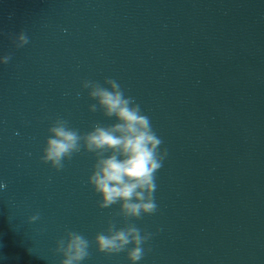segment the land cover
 <instances>
[{"label":"water","instance_id":"95a60500","mask_svg":"<svg viewBox=\"0 0 264 264\" xmlns=\"http://www.w3.org/2000/svg\"><path fill=\"white\" fill-rule=\"evenodd\" d=\"M3 56L0 264H60L65 232L91 242L110 221L150 235L139 264H264V0H0ZM109 79L166 152L157 210L138 220L98 207L83 148L59 172L41 160L56 120L81 135L115 123L83 87ZM84 264L129 262L91 244Z\"/></svg>","mask_w":264,"mask_h":264},{"label":"clouds","instance_id":"9594fccd","mask_svg":"<svg viewBox=\"0 0 264 264\" xmlns=\"http://www.w3.org/2000/svg\"><path fill=\"white\" fill-rule=\"evenodd\" d=\"M28 43L26 34L16 37L17 47ZM9 59L0 57V64H7ZM83 87L95 101L89 111L99 109L105 118L115 123L110 127L95 124L81 135L66 121L56 120L48 129L42 162L59 172L64 162L83 148L94 158L87 184L99 197V208L119 205V215L125 221L155 213L156 173L162 167L166 152L160 150L162 140L150 118L132 97L126 96L115 79L106 80L104 84L85 82ZM7 187V183L0 180V193H5ZM41 219L37 210L25 223L39 224ZM150 238L133 224L118 228L110 221L106 231L97 234L91 242L78 232H65L55 241L53 254L61 258L60 264H84L94 244L98 253L115 255L126 251L129 264H139L145 255L144 245Z\"/></svg>","mask_w":264,"mask_h":264}]
</instances>
